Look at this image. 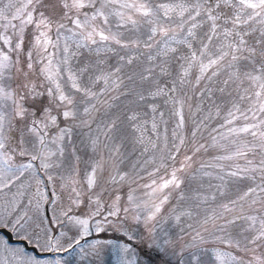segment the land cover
<instances>
[{
    "label": "snow or ice",
    "instance_id": "obj_1",
    "mask_svg": "<svg viewBox=\"0 0 264 264\" xmlns=\"http://www.w3.org/2000/svg\"><path fill=\"white\" fill-rule=\"evenodd\" d=\"M117 4L122 9L130 10L131 14L111 11L110 9ZM34 5L43 6L42 0H27L26 4L17 8L13 19L19 18L23 14L27 16L23 23L29 25L35 23L38 29H48L49 25L53 23L50 17L40 13L39 20L34 21L31 11L25 12V9ZM5 7L10 8L11 5H5ZM51 7L54 12L59 9L63 18L70 19L77 29L87 30L80 34L90 45H97L99 41L113 42L121 49L138 48L141 44L142 35L146 36L143 45L148 49H152L162 42L165 46L163 55L167 59L156 66L159 68L158 74H154L153 70L149 68L139 75L141 82L147 81L150 84L149 88L140 91L129 89L126 92H119L117 96L113 97L111 93L119 91L125 82V78L134 82V75L125 77L122 73L124 66H131L137 57L128 56L126 58L124 55L116 53L118 56L117 63L109 64L110 58L107 54L101 56L99 47L93 50L95 59L92 58L91 54L81 56L79 51L69 52V49L65 47L64 51L67 56L64 63L67 65L73 57H80L79 65L75 69L69 66L68 74L66 78H63V84L57 82L59 72L49 75L41 69L45 79L52 83L43 90H38V85L33 84L29 78L30 72L33 70L31 63L33 53L28 52L25 63L29 72L23 73L26 82L20 84V89L24 95H20L19 92L8 91L6 88H0V98L12 100L14 104L12 114L0 115V160L3 161V167L0 168V193L10 192L13 187L17 189L8 202L9 208L7 210L12 219L8 220L7 223H12L14 220V228L18 230L17 235L23 236L41 249L63 247L53 234L54 223L61 222L58 219L53 222L50 217L40 215L39 206L43 196L38 192L28 198L26 203H17V198L25 196V180L27 179L25 173L33 167V164L21 163L19 167H16L12 164V160L16 156L29 157L31 161L41 158L47 159V157L37 155V151L46 147V129L58 128L57 140L63 141L65 137L71 138L73 130L60 128L58 117H62L65 122L79 120V126L87 128L91 132L92 123L95 120L93 114L100 112L104 105L111 108L112 105L108 104L109 99H119L121 95H132L134 99L131 103L135 107L128 109L123 114V119L117 116L114 119L104 121L102 127L98 126L100 130L97 132L96 140H99V136L103 135L107 141H112L116 134L125 131L126 128L130 131L125 132L121 138L127 139L130 135L134 143L144 146V151H148L150 148L157 149L158 145L151 139H146L144 133L157 132L160 124L167 122L164 119L166 113L169 117L176 118L177 128L183 127L182 108L185 105L191 107L188 104L191 99V96L188 95L189 90L200 93L201 102L207 100L217 106L212 99L216 93L223 95L234 85L238 90L241 84H246L247 87L244 91L250 92L258 102L256 108L249 109V111L264 113V0H180L176 3H155V0H132L131 3L127 0H124L123 3L120 0H55ZM85 8L91 9L94 15L90 19L85 15V18L81 20L79 14ZM69 13L76 14V18L70 17ZM110 16L119 17L118 29L130 25V31H140L141 35L136 36L133 40L124 41L118 38L122 33L114 34L110 30L100 28L98 24L93 26V22L98 17L103 18L105 25L109 24L108 17ZM134 16L136 18H133ZM4 19L7 20V17ZM9 24L10 21L4 27H8ZM60 27L62 28L63 24ZM157 37H161L162 41L158 40ZM0 41L3 45L11 44V51L18 55L23 50V39H18L13 43L12 39L4 35L0 37ZM169 41L175 42L177 47H171ZM48 43L47 32L40 31L35 38L34 50ZM80 47L83 45L77 46L78 49ZM44 50L47 51L46 48ZM10 59L8 50L0 53V70H7L9 67L15 68V64L10 65ZM149 59L152 57L149 56ZM193 68L198 69L199 72L194 81L188 79L190 70ZM173 71H175V76H173ZM205 81L207 83H203ZM178 92L182 95L178 96ZM45 96H47V103L39 110V115L24 107V103L29 97L35 104ZM243 98L245 97H241V99ZM177 105L180 107L178 108ZM229 114L231 115V113ZM15 117H20L24 123L23 131L26 134L22 135L13 146L14 141L9 137L8 132ZM149 122L151 123L150 129L147 127ZM260 124H264V119L260 121ZM240 131L256 137L260 141V148L264 150V131L260 130L258 124L243 127ZM172 135L178 138L175 131ZM52 142L56 143L55 140ZM91 142L96 143L95 140ZM180 143H184L183 139L180 140ZM104 147L113 154L119 152L117 145L109 148V145L105 143ZM200 147L204 146L201 145ZM58 151L60 155H63L62 149ZM236 154L238 156L246 155L241 150H237ZM49 155L55 156L57 153H49ZM172 158L174 159V157ZM190 159L191 157H185V166ZM225 159H231V157H225ZM248 163L251 164L252 161H248ZM52 166L50 163L43 165L45 169ZM100 167L102 165L97 162L96 166L91 168V174L88 175L87 179L89 189H93L94 185L97 184L95 174ZM259 170L264 174V159L259 162ZM179 171L182 169L174 170L171 173V179L159 184L154 191L161 192L169 188L173 191L180 189ZM246 172L247 169L230 171L227 175L243 180L247 178L243 175ZM118 175L111 176V181L117 182ZM219 178L224 180V176ZM49 179L52 177L49 176ZM119 179H123V177L119 176ZM262 180H264V175H262ZM257 189L264 193V187L260 185L249 186L239 199L244 200L250 194L254 195ZM72 191L76 193L77 197L80 196L75 188ZM92 194L94 195L95 192ZM178 196L180 199H184L182 193H178ZM168 199L169 195L164 194L159 204L153 203L148 208L150 214L147 215L146 220H155L161 206ZM71 202L76 204L77 200L73 199ZM231 203L235 204L236 201H231ZM257 203L260 201L252 200V204ZM96 204V211L99 213V200L96 201ZM222 208L226 212L231 211L228 204L222 205ZM70 211L71 207L62 210V215L72 219L69 216ZM116 214L115 211L109 213V215ZM238 220H251L252 224L245 230L248 234L243 237L242 241L237 240L233 248L234 250L239 248L245 254L251 253L252 255L247 261L243 257L229 256L228 259L235 261V264H264V254L256 255V249L264 247V218L260 219L259 227L256 228L253 227L257 221L256 217L237 216L234 219L226 220L224 225L218 226L219 230L227 236L228 227L235 226ZM76 223L86 224L87 221L77 220ZM221 239L222 242L232 245L231 239ZM0 249L6 253L0 257V264H37V260L23 250L5 246L3 242H0ZM122 251L128 252L129 249L125 247ZM216 259L223 264L224 257L222 255L217 254Z\"/></svg>",
    "mask_w": 264,
    "mask_h": 264
},
{
    "label": "rangeland",
    "instance_id": "obj_2",
    "mask_svg": "<svg viewBox=\"0 0 264 264\" xmlns=\"http://www.w3.org/2000/svg\"><path fill=\"white\" fill-rule=\"evenodd\" d=\"M54 2L55 0H42L43 6L34 5L25 9V12L31 11L34 21L39 20L40 13H44L45 16L53 20L48 29H38L35 23L31 25L23 23L27 19L26 15L21 14L19 18L13 19L17 8L26 4L27 0H0V37L7 35L13 43L18 39H23L24 42L23 50L18 55L11 51V44L3 45L0 41V53L8 50L11 57L9 63L10 65L15 64V68L9 67L7 70H0L2 72L0 88L24 95L20 84L26 82L23 73L29 72L25 63L28 52L33 53L31 60L33 70L30 72L29 78L33 84L38 85V90H43L52 82L45 79L41 69L49 75L59 72L57 82L63 84V78L67 76L69 66L75 69L79 65L80 57H73L67 65L64 63L67 56L64 51L65 47L69 49V52L79 51L81 56L87 55L89 51H93L97 47L100 48L101 56L111 53L114 55L119 53L126 58L134 56L137 59L131 66L136 69L142 64L140 60H147L146 58L150 55L155 57L157 49H160L158 45L152 49L146 48L143 45L146 36H142L140 31H130V25L118 29L117 24L120 22L118 16L108 17L110 23L107 25L103 23V18L98 17L93 22V26L98 24L100 28L110 30L114 34L122 33L118 38L124 41L133 40L136 36L141 35L140 46L121 49L113 42L99 41L97 45H90L80 34L87 30L77 29L70 19L63 18L59 9L54 12L51 7ZM120 2L123 3L124 0H120ZM127 2L131 3L132 0H127ZM161 2L176 3L180 0H155V3ZM5 5H11V7L6 8ZM110 10L131 14L130 10L120 8L119 4ZM68 15L73 19L76 18L74 13ZM85 15L90 19L94 12L88 8L82 9L79 18L83 20ZM4 17H7V20ZM9 21V26L4 27ZM61 24H63L62 28ZM257 27L259 26L257 25ZM40 31L47 32L49 43L34 50L35 38ZM157 39L161 40L162 38L157 37ZM169 44L171 46L174 42L169 41ZM78 45H83V47L78 49ZM113 45L115 50L110 51ZM45 48L47 51L44 50ZM145 55L148 56L145 57ZM131 66H126L122 75L128 76L127 73L131 71ZM49 69L50 71H48ZM128 83L129 80L125 78L119 91L112 92L111 96L115 97L119 92H126ZM139 83L141 84V82ZM113 101L114 99H109L108 104L113 106L115 103ZM46 103L47 96L42 97L41 101L35 104L29 97L24 103V107L39 115V110ZM121 106L124 104L121 103ZM13 107L12 100L0 98V115L12 114ZM110 110L111 108L104 105L100 112L93 114L95 120L92 123L91 132L87 128L80 127L79 120L65 122L62 117H58L60 128H71L73 131L71 138L65 137L63 141H60L56 139L59 135L58 128L52 127L45 130L47 134L46 147L37 151V155L47 157V159L31 161L29 157H13L12 164L16 167H19L21 163L33 164V167L25 173V177H27L25 196L17 198V203H26L27 199L37 192L42 194L43 199L39 206L40 215L50 217L53 222L57 219L61 222L54 223L53 234L63 247L41 249L23 236L17 235L18 230L14 228V220L12 223H7L12 219L7 210L8 202L16 192V187H13L10 192L0 193V227L8 229L16 242H8L1 233L0 242L5 243V246L27 252L37 260V264H221V261L216 259L217 254L224 257L223 264H235V261L228 259L229 256L243 257L245 261L250 259L251 253L245 254L239 248L234 250V243L230 245L222 242L221 238L242 241L243 237L248 234L245 230L249 228L252 221L238 220L235 226L228 227L227 236L219 230L218 226L224 225L226 220L234 219L237 216H254L257 221L253 227L258 228L260 219L264 218V193H260L254 198L260 203L252 204L251 201L237 210L235 209L238 208L237 204L234 207L229 205L226 191H223V184H181V188L175 191L169 188L155 192L154 189L159 184L171 179V173L174 170L182 169L178 172L182 182L190 164L199 159L198 156H195L194 149L190 148L170 163H159L154 169L139 171L130 160V150L127 148L122 152L121 137L126 128L125 131L116 134L110 143L103 135L99 136V140L95 144L91 142L93 139L96 140L97 132L100 130L98 126L102 127L103 122L106 121L105 118L114 111ZM123 114L124 112L119 108L115 114H111V117L114 119L120 116L123 119ZM23 130L24 123L20 117H15L8 132L9 137L14 141L13 146L22 135L26 134ZM53 140L56 143H53ZM105 143L109 145V148L113 145L119 146V152L113 154L104 147ZM200 146L201 143L198 148ZM60 149L63 150V155L59 154L58 150ZM49 153H57V155L50 156ZM185 157H191L187 161V166L184 163ZM97 162L102 165L95 174L97 184L93 189H89L87 187L88 175L91 174V168L95 167ZM45 163H50L53 166L45 169L43 167ZM2 167L3 161L0 160V168ZM117 174H119L117 182H112L110 177ZM49 176L52 179H49ZM119 176H122L123 179H119ZM73 188L80 193L79 197L72 191ZM93 192H95L94 195ZM178 193H182L184 199H180ZM164 194L169 195L168 201L161 206L155 220L147 221L146 217L150 214L148 208L153 203L159 204ZM211 195H214V199ZM73 199L77 200L76 204H72ZM97 200H99V213L96 211ZM245 202L247 201L245 200ZM239 203L242 204V202ZM224 204L229 205L230 212H226L222 208ZM69 207H71L69 216L72 219L62 215V210H67ZM112 211L117 214L109 215ZM77 220H86L87 223L78 224ZM20 240H25L28 247L25 248ZM30 247H34L36 251L34 252ZM125 247L129 249L128 252L122 251ZM223 247H227V250ZM261 254H264V247L256 249V255ZM4 255L6 253L0 249V257Z\"/></svg>",
    "mask_w": 264,
    "mask_h": 264
},
{
    "label": "trees",
    "instance_id": "obj_3",
    "mask_svg": "<svg viewBox=\"0 0 264 264\" xmlns=\"http://www.w3.org/2000/svg\"><path fill=\"white\" fill-rule=\"evenodd\" d=\"M164 47L161 42L158 45L160 49H157L155 57L150 55L152 59L148 57L146 58L147 60H140L142 64L137 69L131 66V71L127 74L134 75V82L129 81L127 84L128 90L140 91L150 87L147 81H140L139 75L149 68L153 70L154 74H158L159 68L156 66L167 59L163 55ZM171 47H177L175 42ZM110 50L114 51L115 46L113 45ZM88 54H91L92 58L95 55L93 51H89ZM107 56L110 58L109 64L117 63L118 56L116 54L111 53L107 54ZM147 56L145 55V57ZM196 75H199L198 69L193 68L190 70L188 79L194 81ZM173 76H175V71H173ZM165 79L170 80L171 78ZM203 83H207V81ZM246 87V84H241L237 90L234 85L223 95L216 93L212 99L218 107L207 100L201 102V94L189 90L188 95L191 96V99L188 104L191 107L185 105L182 108L184 116L182 128H177L176 118H171L166 113L164 119L167 122L160 124L157 132L152 133L149 131L144 133L146 139H151L158 145L157 149L150 148L148 151H144V146L134 143L129 135L127 139H121L122 152L128 148L131 152L130 160L133 166L139 171H149L156 168L159 163H170V161L177 159L181 153H186L184 152L185 150L188 151L193 148L195 156H198L199 159L190 164L181 184H223V191H226L229 205L234 207L237 204L238 208L235 209L239 210L261 193L257 189L254 195L250 194L244 200H240L239 197L247 191L249 186L256 187L260 185L264 187V180H262V175L264 174L259 170V162L264 159V150L260 148V141L256 137H253L250 133L240 131L241 128L251 127L253 124H258L260 130L264 131V124H260V121L264 119V113L249 111V109H255L258 102L252 97L250 92L246 93L244 91ZM177 95L182 94L178 92ZM241 97L245 98L241 99ZM133 99L132 95H121L119 99H114L113 102L115 103L111 107V110L114 111L109 114V117L105 118L106 121L113 119L111 116L119 108L124 113L128 109L134 108L135 105L131 103ZM121 103L124 106H121ZM177 107L179 108L180 106L177 105ZM147 127L151 128L150 122ZM127 131L130 130L126 129L125 132ZM173 131L177 133L178 138L172 135ZM253 131H256V129H253ZM125 132H123V135ZM193 132H195V135H193ZM181 139L184 141L183 144L180 143ZM95 141L97 142L98 140ZM200 143L204 147L198 148ZM237 150L245 152L246 155L238 156L236 154ZM225 157H231V159H225ZM248 161H252V163L249 164ZM243 169H247V172L243 173L247 177L246 179L241 180L227 175L230 171ZM253 169H256V171H253ZM220 176H224V180H221ZM211 197L213 198L214 195H211ZM231 201H236V203L232 204ZM239 202H242V204ZM235 242L236 240H232V243L235 244ZM223 249L227 250V247H223Z\"/></svg>",
    "mask_w": 264,
    "mask_h": 264
},
{
    "label": "water",
    "instance_id": "obj_4",
    "mask_svg": "<svg viewBox=\"0 0 264 264\" xmlns=\"http://www.w3.org/2000/svg\"><path fill=\"white\" fill-rule=\"evenodd\" d=\"M0 233L3 234V235L6 237V239H7L8 242H11V243L16 242V240L13 238L12 233H11L8 229H6V228H4V227H0ZM20 241H21V243L23 244V246H24L25 248L28 247V246H27V243H26L25 240H20ZM30 248H31L34 252L36 251L34 247H30Z\"/></svg>",
    "mask_w": 264,
    "mask_h": 264
}]
</instances>
